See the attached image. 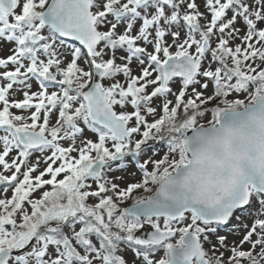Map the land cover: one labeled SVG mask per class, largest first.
Listing matches in <instances>:
<instances>
[{
	"label": "snow or ice",
	"instance_id": "6c2138e0",
	"mask_svg": "<svg viewBox=\"0 0 264 264\" xmlns=\"http://www.w3.org/2000/svg\"><path fill=\"white\" fill-rule=\"evenodd\" d=\"M0 264H264V0H0Z\"/></svg>",
	"mask_w": 264,
	"mask_h": 264
}]
</instances>
